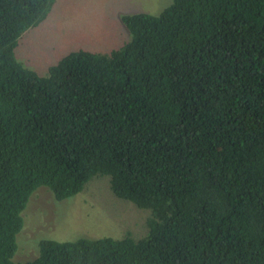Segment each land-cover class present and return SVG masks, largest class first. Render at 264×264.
Here are the masks:
<instances>
[{"label":"trees","instance_id":"16d2710c","mask_svg":"<svg viewBox=\"0 0 264 264\" xmlns=\"http://www.w3.org/2000/svg\"><path fill=\"white\" fill-rule=\"evenodd\" d=\"M57 0H0V264H264V0H173L122 16L117 49L41 76L16 57ZM110 177L149 210L139 239L42 240L16 263L33 194Z\"/></svg>","mask_w":264,"mask_h":264},{"label":"rangeland","instance_id":"374dc122","mask_svg":"<svg viewBox=\"0 0 264 264\" xmlns=\"http://www.w3.org/2000/svg\"><path fill=\"white\" fill-rule=\"evenodd\" d=\"M173 0H57L49 18L28 30L16 49L27 68L46 76L68 53L87 49L108 53L128 40L122 16L159 15ZM149 210L117 198L110 177H98L79 195L64 201L39 188L23 212L24 227L17 237L16 263L33 261L42 240L73 242L81 238L134 239L145 237Z\"/></svg>","mask_w":264,"mask_h":264}]
</instances>
